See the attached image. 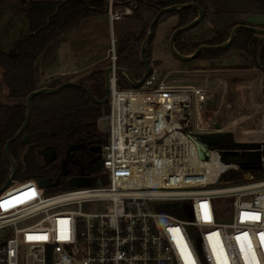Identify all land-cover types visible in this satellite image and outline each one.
Segmentation results:
<instances>
[{
	"label": "built area",
	"instance_id": "obj_1",
	"mask_svg": "<svg viewBox=\"0 0 264 264\" xmlns=\"http://www.w3.org/2000/svg\"><path fill=\"white\" fill-rule=\"evenodd\" d=\"M120 3L105 1L112 28L138 6V0H126L119 11ZM111 44L109 111L99 124L108 137L102 167L69 176L82 184L55 193L36 178L19 180L10 172L0 192V264H185L174 228L195 264H218L213 245L227 264H246L245 255L252 264L249 242L264 264V177L222 182L242 167L226 159L235 149L201 138L228 133L215 120L222 101L217 90L208 80L176 84L155 68L140 86L120 88L113 34ZM247 150L258 152L256 165H263V143ZM245 213L260 220L245 219Z\"/></svg>",
	"mask_w": 264,
	"mask_h": 264
},
{
	"label": "trees",
	"instance_id": "obj_2",
	"mask_svg": "<svg viewBox=\"0 0 264 264\" xmlns=\"http://www.w3.org/2000/svg\"><path fill=\"white\" fill-rule=\"evenodd\" d=\"M105 1L29 0L12 4L9 0H0V41L8 42L11 38L15 40L9 49L0 48V93L5 90L7 98L14 100L12 104L0 102V188L8 179L12 167L5 145L25 121L27 95L43 86L56 87L63 82L55 79L41 84V69L47 66L42 62L55 51L69 30L84 19L105 11ZM190 2L199 4L205 16L211 13L215 15L219 24L212 35L200 39H187L185 34L199 26L204 18L190 30L178 33L175 46L183 54L193 53L202 44L217 45L227 41L234 26L246 23L245 19L237 18L240 14H264V0H138L133 15L139 13L141 5L152 9L155 16L163 7ZM171 14L178 16L176 29L193 21L199 15V9L189 6L166 12L159 21ZM19 21L29 29L15 34ZM148 26L147 23L140 31L124 32L117 46L118 66L128 70L135 79H141L145 72L140 53L148 34ZM152 40L146 49L150 63L153 62ZM232 48L246 51V55L264 72V38L251 28L240 29L228 47L204 50L198 58H216ZM117 82L120 88L129 86L127 79L121 74L118 75ZM79 83L86 85L98 99H103L107 94L105 68L94 69L88 74L86 81ZM108 111V103L95 102L80 86H68L58 92L36 95L32 101L28 125L22 135H27L28 140L23 142L21 136L11 143V153L17 162L15 178L25 180L59 177L61 182L57 186L68 183V177L62 174L61 159L70 145L81 135L87 134L89 129L103 134L98 121ZM218 145L226 149H242L241 152L232 153L237 156L236 162L242 167L223 175L222 182L248 179L253 174L252 171H255L253 177H264V163L253 168L244 167L256 165L260 154L247 150L256 144L238 143L232 133H225L219 138ZM48 147L54 148L56 157L43 163L38 159V152ZM262 154L264 156V152Z\"/></svg>",
	"mask_w": 264,
	"mask_h": 264
},
{
	"label": "rangeland",
	"instance_id": "obj_3",
	"mask_svg": "<svg viewBox=\"0 0 264 264\" xmlns=\"http://www.w3.org/2000/svg\"><path fill=\"white\" fill-rule=\"evenodd\" d=\"M12 4L18 2H28L29 0H9ZM122 3L115 6L119 11H125L126 9V0H121ZM128 14L123 19L114 23L113 28L110 25L109 17L107 11L99 12L96 15L90 16L84 19L78 26L69 30L61 43L52 52L51 55L42 62L44 65L41 69L40 82L41 84H47L50 81L55 79H60L61 81L74 80L77 82L86 81L88 74L97 68H103L108 65L110 62L109 59V49L112 43V34L116 39V45L118 46L119 38L121 33L125 30H136L140 31L147 23L150 26L151 20L154 17V11L150 8H147L145 5L140 6V11L138 14ZM20 19V16L17 17ZM239 19H245L246 16L240 14L237 16ZM23 20V19H22ZM178 24V16L171 14L165 16L160 20L156 27L155 33L151 44V62L152 66L160 75H167V78L173 81L176 84H205V80H208V86L211 88H218L220 96L225 94L224 104L222 110L227 113L228 108L230 109L229 120L235 124H239L244 131L250 130L249 121L243 120L242 115H246V85L242 84L244 87V96L242 99H239V104L237 107L240 109V115L238 116L234 113L232 103H229L231 100V94L228 91H232V82L234 80L245 81L246 78V65L251 64L253 67H257L250 57L246 55V51L240 48H232L226 51L219 57L216 58H196L193 60H181L178 58L170 49L169 39L174 31L175 27ZM219 24V19L211 14L204 15V21L197 26L195 29L190 30L185 34L187 39H200L212 35ZM148 26V27H149ZM27 26H24L19 21L17 23L15 34L23 30H28ZM149 32V29H148ZM264 34H262L263 36ZM264 38V36H263ZM14 38H11L8 42L0 41V48L9 49L11 46V41ZM59 55V58L56 60V55ZM235 60H232V58ZM55 58V59H54ZM97 59L98 62L90 65L84 75H79L75 77L76 74H53V72H59L61 70H68L74 66L85 64L90 60ZM252 76L255 77V87L254 91L259 100H263L260 94V83L264 81V76L259 72H252ZM77 78V79H74ZM220 78V80H219ZM223 79V80H221ZM2 80V70L0 69V81ZM238 87H241L239 84ZM230 89V90H229ZM238 89V93H241V89ZM234 92V91H233ZM229 94V95H228ZM233 95L235 94L232 93ZM242 95V94H241ZM241 95H238L241 97ZM230 101H229V99ZM0 102L12 104L14 100L7 98V91L0 93ZM230 105V107H229ZM249 108V107H248ZM260 112V106L258 108ZM264 113V105H263ZM258 124H260L259 119L256 118ZM102 125H105L106 121L101 120ZM228 126L227 129H230L234 140L238 143L243 144H256V146L264 145V132H259L257 134H246L242 133L240 126ZM227 127V126H226ZM38 159L41 162H50L53 158V155L50 153L38 152ZM229 161H237L238 158L236 155H230L228 158ZM255 174V171H252ZM250 174V176H254ZM256 177V176H255ZM68 180V178H67ZM70 184L66 183L64 185L54 186L48 188V193H55L60 190L69 188Z\"/></svg>",
	"mask_w": 264,
	"mask_h": 264
},
{
	"label": "water",
	"instance_id": "obj_4",
	"mask_svg": "<svg viewBox=\"0 0 264 264\" xmlns=\"http://www.w3.org/2000/svg\"><path fill=\"white\" fill-rule=\"evenodd\" d=\"M88 1V0H87ZM189 6H194L197 7L199 9V15L190 23L183 25V26H179L176 29H174V31L172 32L170 39H169V46L171 51L181 60H193L198 58V56L200 55L201 52H203L204 50L207 49H212V48H223V47H228L234 40V38L236 37V34L238 33V31L242 28H251L253 30H255L257 33L259 34H264V14H258V13H251L248 14L245 18L246 23L244 24H237L236 26L233 27L232 31H231V35L228 38L227 41H225L224 43L221 44H217V45H208V44H202L200 45L193 53L190 54H183L180 51H178V49L175 46V39L178 33L180 32H184L187 30H190L191 28H193L196 24H198L205 15V12L203 10V8L197 4L196 2H190V3H185V4H175V5H170V6H166L161 8L153 17V19L151 20L150 26H149V32L147 34V37L145 38L143 44H142V48H141V59L145 64V72L144 75L141 79L136 80L132 74L122 68V67H117V72L121 75H123L125 78H127V81L129 83L130 86L133 87H138L140 86L144 79L152 72L153 66L152 64L149 62L147 56H146V49H147V45L148 43L152 40V38L154 37V33H155V26L157 24V22L159 21L160 17L166 13V12H170V11H175L177 9L180 8H185V7H189ZM232 60H235V58L233 57ZM112 67L111 66H107L105 67V72H106V84H105V88H106V96L103 99H98L96 98L90 91V89L84 85L81 84L77 81L74 80H67L62 82L60 85L56 86V87H50V86H43L41 88H38L36 90L31 91L27 97H26V107H27V113H26V118L24 123L22 124V126L19 128V130L15 133V135H13L11 138H9L6 142L5 145V149L7 152V155L12 163V167H11V175L13 176L16 172L17 169V162L16 159L14 158V156L11 153V143L17 139H19L22 135L23 132L25 131L30 116H31V109H32V101L33 98L38 95V94H44V93H54V92H58L61 89L68 87V86H80L82 87L85 91H87L90 95V97L97 103L100 104H107L109 102V97H110V79H109V73L111 71ZM225 133H212V134H202L201 138L205 140L206 143H210V144H215L218 145L219 144V138H221ZM28 140V136L24 135L22 138L23 142H26ZM75 148H77V146H71L68 149V155L66 156V158L63 160L62 162V174L66 177H68L70 175L69 170H68V164L70 161V156L69 153L74 150ZM198 149H199V154L201 157H205V153H206V149L205 146L202 143H198ZM239 150L235 149V150H229V153H237ZM40 154L42 153H50L53 155H55V150L52 147H48L45 148L41 151H39ZM103 165L102 161H99L97 163V165L95 166V169H99L101 168ZM244 166V165H243ZM257 165L252 164V165H248V166H244V167H248V168H253L256 167ZM9 178L7 179V181L5 182V184L0 188V192L6 187V185L9 182ZM38 183L41 186L44 187H54L57 186L59 184V179H56L54 182L51 180V178L49 177H40L37 179ZM77 181V184L80 185L82 184V181H80L79 178H71L68 182L70 184V186H73L74 183ZM87 182V181H86ZM101 179H99L97 181L98 184H101Z\"/></svg>",
	"mask_w": 264,
	"mask_h": 264
},
{
	"label": "crops",
	"instance_id": "obj_5",
	"mask_svg": "<svg viewBox=\"0 0 264 264\" xmlns=\"http://www.w3.org/2000/svg\"><path fill=\"white\" fill-rule=\"evenodd\" d=\"M117 22V21H116ZM128 30H125L124 32H126ZM122 32L121 35L124 33ZM264 36V35H263ZM60 47H58L59 49ZM57 54V53H56ZM59 58V55L57 54L56 55V60ZM55 59V58H54ZM98 62L97 59L95 60H90L89 62L85 63V64H80V65H77V66H74L73 68L71 69H68V70H61L59 72H53L52 75L54 74H59V75H65V74H76L75 77H79V75H84L86 72H88L87 70L89 69L90 65H92L93 63H96ZM108 65L106 64L105 67H107ZM103 67V68H105ZM154 68V67H153ZM252 72H259L261 75L264 76V72L259 68V66L257 65V67H253V65L251 64H247L246 65V78H245V81H241L240 79L239 80H234L232 82V91H228L229 94H231V100L232 102L230 101L229 97V103H232V105H234L235 107H232L233 110H234V113L238 116H241L239 113H240V109L239 107H237V104H239V99H242V96H244V85H246V94H245V101H246V115H242L243 116V120H248L249 121V126H250V130L248 131H244L243 128L239 125V124H235L233 123L232 121H230L228 118H229V113H230V109L228 108V112L225 113L223 110H222V106L224 104V100H225V94H223V96H220L219 92L221 93L220 90H218V88H214L215 90H217L218 94H219V98H220V101L222 99L221 102H219L217 105H216V115H215V120L219 121L220 123H222L224 126H227L226 129L228 128V126H235V125H239L240 126V129H241V132L242 133H246V134H257V133H261V132H264V113H263V105H264V81H262L260 83V94H261V97L263 100H259L255 94V91H254V87H255V77L252 76ZM74 79H77V78H74ZM220 80V78H219ZM223 80V79H221ZM240 85L241 87H238L237 85ZM239 90L241 89V93L239 94L238 93V89ZM235 94L233 95L232 93ZM228 94V95H229ZM242 94V95H241ZM238 95H241V97H239ZM251 99V100H250ZM260 106V112H258V108ZM230 107V105H229ZM249 107V108H248ZM231 108V107H230ZM258 118L259 119V122L260 124H258V122L256 121ZM227 132L228 133H232L230 129H227Z\"/></svg>",
	"mask_w": 264,
	"mask_h": 264
},
{
	"label": "flooded vegetation",
	"instance_id": "obj_6",
	"mask_svg": "<svg viewBox=\"0 0 264 264\" xmlns=\"http://www.w3.org/2000/svg\"><path fill=\"white\" fill-rule=\"evenodd\" d=\"M99 124H100V121H98V126L100 129ZM103 134H100L97 131H92L91 129H89L87 131V134L81 135L78 139H76L70 145V147L77 146V148H75L69 153V156H70L69 157L70 161L68 164V170L70 173L69 176L78 175L80 173L90 171L95 168L97 163L100 161L101 154L103 151V145L108 139L107 135L106 134L103 135ZM22 138L23 136L21 137V139ZM68 149H67L65 156L60 161L61 167H62L63 160L68 155ZM55 157H56V154L54 155L53 158ZM56 179H59V183L61 182V179L59 177H55V178L51 177V180L53 182Z\"/></svg>",
	"mask_w": 264,
	"mask_h": 264
},
{
	"label": "snow or ice",
	"instance_id": "obj_7",
	"mask_svg": "<svg viewBox=\"0 0 264 264\" xmlns=\"http://www.w3.org/2000/svg\"><path fill=\"white\" fill-rule=\"evenodd\" d=\"M10 203V202H5ZM5 205L0 204V207H3ZM202 208H206V205H202ZM243 218L245 219H249L252 221H259L260 220V216L259 214H254V213H245L243 214ZM204 219L208 220L209 216L207 214V212L205 211L204 213ZM170 232L173 233V239L175 240L178 249L181 252V255L185 261V264H195V261L193 260L192 254L190 252V250L188 249L187 244L184 242L182 235H180V230L178 228H174V229H170ZM247 237V234H245V238ZM42 239H46V237H40ZM61 238L63 239H67V235H63ZM28 239H33V237L29 236ZM260 239H261V246L264 247V233L260 234ZM237 240H240V237H237ZM249 250L252 252V264H258V261L256 259V254L255 251L251 249V243L249 242ZM213 251L214 253H216L217 256V261L218 264H227V260L226 257H224V253L223 250L221 249L219 252L216 251V247L215 245H213ZM241 251H244L243 245H241ZM245 260H246V264H247V260L248 257L247 255H245Z\"/></svg>",
	"mask_w": 264,
	"mask_h": 264
},
{
	"label": "bare ground",
	"instance_id": "obj_8",
	"mask_svg": "<svg viewBox=\"0 0 264 264\" xmlns=\"http://www.w3.org/2000/svg\"><path fill=\"white\" fill-rule=\"evenodd\" d=\"M251 100V99H250Z\"/></svg>",
	"mask_w": 264,
	"mask_h": 264
}]
</instances>
